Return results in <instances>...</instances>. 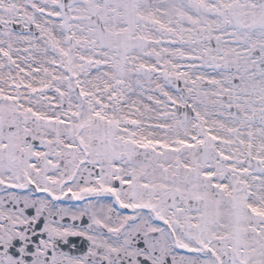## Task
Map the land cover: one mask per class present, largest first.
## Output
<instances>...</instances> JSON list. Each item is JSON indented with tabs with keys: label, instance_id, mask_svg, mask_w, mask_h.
<instances>
[{
	"label": "snow or ice",
	"instance_id": "snow-or-ice-1",
	"mask_svg": "<svg viewBox=\"0 0 264 264\" xmlns=\"http://www.w3.org/2000/svg\"><path fill=\"white\" fill-rule=\"evenodd\" d=\"M0 264H264V0H0Z\"/></svg>",
	"mask_w": 264,
	"mask_h": 264
}]
</instances>
